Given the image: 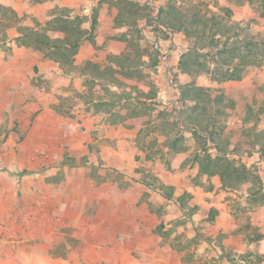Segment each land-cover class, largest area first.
Masks as SVG:
<instances>
[{"label": "crops", "instance_id": "0c3cea01", "mask_svg": "<svg viewBox=\"0 0 264 264\" xmlns=\"http://www.w3.org/2000/svg\"><path fill=\"white\" fill-rule=\"evenodd\" d=\"M30 1L0 0V6L19 18L26 12L40 16ZM82 1L57 0L74 16L80 11L97 13L99 33L94 41L80 44L75 65L80 68L88 61L105 65L106 56L118 55L120 49L112 41L104 50L96 49L95 41L102 45L104 34L127 26L116 23L119 9L113 1L117 0H88L83 10ZM145 24L139 23L144 32ZM19 25L30 21L18 24L0 18V44L6 45V49L0 46V264H194L186 258L193 253L196 259H206L211 243L201 238L196 247L193 228L206 210L219 208V202L213 200L215 191L200 186L207 180L192 182L198 179L193 177L197 164L184 165L194 143L186 142L185 133L192 131L184 132L185 148L179 151L164 143L159 130L152 142L149 136L141 140L142 117L112 122L103 110L96 111L86 97V75L77 70L65 73L57 61L19 45ZM182 35L173 33L160 46L169 50L167 67L178 73V86L165 84L162 71L170 74L166 65L160 63L153 71L164 107L180 106V86L198 82L178 71L185 51L177 39ZM128 83L134 84L129 79ZM62 108L74 115H64ZM159 151L160 155L153 154ZM151 175L158 181L149 180ZM216 178L215 190L222 185L220 176ZM161 185L173 187L170 197L162 193ZM192 207L196 213L188 216L185 211ZM227 214L221 207L215 220L226 233L233 228ZM249 221L260 226V237L240 234L238 240L224 239L214 251L239 253V264H247L246 260L264 264L244 255L252 249L263 259L264 210L258 216L252 212Z\"/></svg>", "mask_w": 264, "mask_h": 264}, {"label": "trees", "instance_id": "16d2710c", "mask_svg": "<svg viewBox=\"0 0 264 264\" xmlns=\"http://www.w3.org/2000/svg\"><path fill=\"white\" fill-rule=\"evenodd\" d=\"M113 3L119 9L116 23L134 31L129 38L133 55L108 54L105 65L94 61L86 62L80 68L75 65L74 59L81 41L85 38L94 41V31L98 22L96 12L91 15L90 29L83 26L86 18L84 15L70 18V14L66 12L50 20L44 30L19 25L17 43L34 48L43 53L44 57L57 61L65 73L77 70L82 75H86V85L90 95L88 100L92 102L96 111L103 110L113 115V122L142 117L139 131L141 133L149 126L151 110L162 103L156 100L157 88L154 84H151L148 91H144L128 83L126 79L145 76L140 68L142 66L156 68L161 63L164 52L155 41H149L145 47L139 42H134L136 33L140 38H145L139 23L148 22L152 17L147 4L135 0H117ZM12 14L16 17L14 11ZM154 19L156 27L165 28L168 34L182 32L191 41L178 62V71L181 73L194 77L206 75L211 81L222 84L230 80H241L247 66L260 64L264 60V38L254 40L247 34L241 35L235 29V25L224 24L214 14L204 16L197 6H190L188 10H184L181 6H177L175 1L170 0L168 5L159 7ZM10 25L9 22L6 26ZM48 31L63 35L51 37ZM144 57H148L149 60H145ZM171 75L177 79L178 73L171 72ZM137 89L136 96H133V90ZM180 89L182 104L180 103L177 108L166 106L164 110L159 111L163 114V111L175 110V118L164 119L152 130H159L165 137L164 143L174 151L185 148L183 142L186 130L192 131L197 140H205L201 151L194 156L198 179L208 181L212 176L219 175L222 187L230 190H236L247 182L253 183L256 180L262 182L263 179L255 174L254 169L244 163H237L235 156L233 158L229 156L230 153L235 154L229 148L230 142L228 140L225 142L218 135L216 124L218 114L222 112L218 104L222 102L223 96L218 94L212 97L207 88L196 84L195 79L189 84L180 86ZM140 96L144 97V100ZM188 101L193 103L189 104ZM168 114L164 115L168 116ZM164 115L160 116L164 117ZM261 134L264 135V130ZM250 145L264 162L263 137L256 136ZM172 189V186H160L166 197L172 195ZM260 189L262 188L256 189V185L253 184L248 191L256 194L261 191ZM180 197L183 201L184 197ZM181 204L184 205L183 202ZM192 209L194 210L195 207Z\"/></svg>", "mask_w": 264, "mask_h": 264}, {"label": "rangeland", "instance_id": "374dc122", "mask_svg": "<svg viewBox=\"0 0 264 264\" xmlns=\"http://www.w3.org/2000/svg\"><path fill=\"white\" fill-rule=\"evenodd\" d=\"M107 1L108 0H105V2ZM169 1L170 0H147V3L145 4L149 6L148 11L150 12L152 17H150L149 21L145 24L146 32L142 30V34L145 36V38H140L136 33L135 38H133L134 42H139L141 46L145 47L148 45L149 41L152 42L155 40L158 45L165 46V40L170 38L172 34H168V32L165 31V28L163 27H156L154 15L157 14L159 7L168 5ZM173 1L176 2L177 6H181V8H183L184 10H188L190 6H197V9H199L201 14H203L204 16L214 14L224 24L235 25V29L240 32L241 35L247 34L254 40H260L264 38V0ZM88 4V0L82 1L81 9H85ZM30 7L36 9L40 16H36L30 12H26L23 16H21V18H19L15 17V15L12 14L11 9H6V7L2 8L0 6V18L3 19V22L13 20L18 24H24L26 20H29L30 25L27 26L44 30L47 25H49V21L53 20L61 13H69L71 16L70 18L74 16L71 9L60 7L58 5L57 0H44L39 3L31 0ZM43 11L45 13L48 12L47 14H45V16L48 15V18L50 19L45 18V16H43ZM79 15H84L83 11H80ZM84 16L86 18L83 25L85 24L86 26H90V16ZM38 20H42V22ZM87 29L89 28L87 27ZM133 32L134 31L132 30H122L116 31L115 34H113L112 32L104 34V36L106 37L104 43L102 45H95V41L94 47L96 49L104 50L105 45L112 41V43L115 44V47L117 49H120V53L118 55H133L134 51L130 49L129 44V38L132 37ZM48 33L51 35V37L63 35L59 32L52 31H48ZM98 33L99 31L97 22L94 31V40ZM154 36L157 39H152L154 38ZM177 39L186 51L190 46L191 41L184 34L180 37H177ZM86 41L91 42V39L85 38L81 41V44ZM0 46L6 49V45L0 44ZM30 49L33 50L34 48L30 47ZM167 61L168 60L164 61V65H166L165 68L166 70L170 71V74L167 77L166 72L162 71L165 81L167 80L165 84H168L171 87H176L178 86V81L176 78H174L173 75H171V72L173 73L174 71L172 70V67H167ZM140 71L144 73L145 76H143L142 78H138L136 76L130 78L129 81L134 83V85L139 87L141 90H143L144 88L149 90L151 84H154V86L157 88L156 83L154 82L153 71H155V69H151L147 66H142L140 68ZM195 78H198V82L196 81V84L198 86L207 88L208 92L212 95V97H215L218 94H221L223 96L222 102L218 104V106H221L220 108L222 109V112L218 114L216 130L218 131V135L222 140H224L225 142L226 140H228L230 142L229 148L231 151H234L235 154L230 153L229 156L231 158L235 156V161L237 163H244L247 167L254 169L255 174H258L263 180L262 182L261 180L260 182L256 180L253 183H244L236 190L223 188L222 185L221 187H218L215 190V181L219 180L218 178H216V175L212 176L211 179L205 182L204 184H200V186L204 187L206 192L210 189L212 191H215L213 193L215 197L213 198V200H217L219 202V208L212 206L210 209L206 210V214L203 217L202 222H200V225L193 228V230L196 232V236L193 242L196 247L203 240H206V242L211 243L210 247H208L207 249L208 254L206 259L203 260L199 257H197V259L194 258L195 253H193V255L191 256L186 255V258L189 261L193 260L195 262L194 264H223L229 261L231 262V264H239V260L241 257L239 253H235L233 250H223V252H219V250H214H216L215 247H221V242L224 239L234 240L235 238H237L238 240L240 234L253 239L256 237H260L261 234L259 231L260 226H253V224L250 223L249 219L250 214L252 212H255V214L258 216L259 214H261V211L264 210V170H261L258 167V161L257 158H255V156L257 157L258 153L254 148H250V143L254 142L256 136L263 137L264 139V135L262 136L261 134V132L264 130V60H262L260 64L247 66L243 78L241 80H230L219 84L217 81L210 82L209 77L206 75H199ZM126 81L128 82V79H126ZM159 89H161L160 86ZM159 89L157 88L156 96V100L158 102ZM137 92L138 89L133 90V96H136ZM86 97L89 98L90 95H86ZM140 98L144 100V97L140 96ZM147 102H149V100H147ZM163 108L164 106L160 105L156 106L155 109L151 110V121L149 122L148 128H146L147 130L141 133V135L144 136V138L142 139L140 137L141 140H145V138L149 136L148 139L150 140V142H152V140L156 136L155 131L152 130L154 126L161 124L164 119L173 120V118H175V110H173L174 113L172 111H163L162 114L159 111ZM61 111L66 116L68 113L69 117L74 115L70 113V110H68L67 108H62ZM165 113H169L168 116H165ZM106 114L109 115V119L110 121H112L114 116L108 113ZM160 115H164V117ZM18 133H20L19 135H21V130H19ZM185 134L186 142L187 140H194V143L192 142L189 145V148L191 149L190 155L184 162L185 166L188 165L191 168L195 166L194 156L198 151H201L200 149L203 147V143L205 142V140L202 139L200 141H196L192 132H186ZM153 154L160 155V151L157 153L155 152ZM214 178H216L215 181ZM148 179L156 180L154 179V175L149 176ZM156 181H158V178ZM192 182H194L195 185H199V183H201L199 179H192ZM253 184L256 185V189H258L259 187L262 188L260 189L261 191L259 193L251 194L248 191L249 188H252ZM221 207L223 211H228L229 213V215H226V219L229 218L231 221V226H233L231 232H223L219 228V226L216 225L215 220L220 215ZM185 212L188 216L189 214L191 216L196 213V210L194 211L193 209L191 210L189 208V210ZM235 224L238 225L236 226ZM201 238H203V240H201ZM244 241L246 240L244 239ZM191 246L192 244L189 245V247ZM244 255H247V258H250L253 262L264 263V254L262 259V256H260L256 251H252V249H250L247 253H244ZM236 259H238V262L236 261ZM246 263L249 264L247 260ZM84 264L89 263L84 262Z\"/></svg>", "mask_w": 264, "mask_h": 264}, {"label": "built area", "instance_id": "2783aa9c", "mask_svg": "<svg viewBox=\"0 0 264 264\" xmlns=\"http://www.w3.org/2000/svg\"><path fill=\"white\" fill-rule=\"evenodd\" d=\"M168 51H169V50H166V48L163 50V52H164V56H163V58L161 59V64H163V65H164V61L167 60ZM171 80H172V78H171ZM257 161H258V162H257L258 167H259L261 170H264V162L260 159V156H259V155H257Z\"/></svg>", "mask_w": 264, "mask_h": 264}]
</instances>
